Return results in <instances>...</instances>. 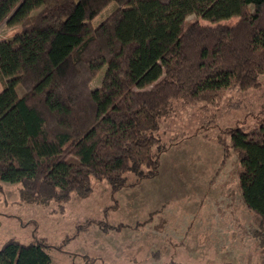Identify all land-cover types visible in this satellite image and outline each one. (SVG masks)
Masks as SVG:
<instances>
[{
  "label": "trees",
  "instance_id": "trees-1",
  "mask_svg": "<svg viewBox=\"0 0 264 264\" xmlns=\"http://www.w3.org/2000/svg\"><path fill=\"white\" fill-rule=\"evenodd\" d=\"M191 14L212 24L186 27ZM232 17L234 25L219 23ZM3 21L21 30L0 40V197L3 182L20 183L22 201L55 203L53 213L74 194L91 195L94 180L115 194L129 173L157 175L169 106L215 104L230 89L259 87L264 73V0H0ZM228 132L243 201L264 239V119ZM93 222L77 224L62 246ZM53 247L44 237L10 238L0 264H51Z\"/></svg>",
  "mask_w": 264,
  "mask_h": 264
},
{
  "label": "rangeland",
  "instance_id": "rangeland-1",
  "mask_svg": "<svg viewBox=\"0 0 264 264\" xmlns=\"http://www.w3.org/2000/svg\"><path fill=\"white\" fill-rule=\"evenodd\" d=\"M194 21L212 24L191 14L185 26ZM20 30L3 21L0 40ZM103 74L91 81L92 88L100 86ZM259 80V87L226 91L215 104L176 101L169 106L157 130L166 147L157 175L138 179L129 173L128 185L115 194L106 182L94 180L91 195L74 194L64 213H53L55 203L24 202L20 183L3 182L0 247L10 238L28 243L44 237L55 245L48 250L51 264H264V239L255 213L243 201L240 160L228 132L235 126L251 130L264 119V73ZM17 91L23 94L24 88L19 85ZM88 219L94 221L90 227L62 246L65 236Z\"/></svg>",
  "mask_w": 264,
  "mask_h": 264
}]
</instances>
